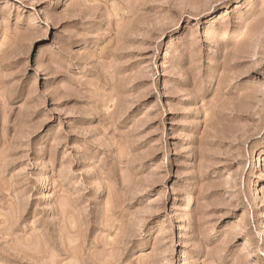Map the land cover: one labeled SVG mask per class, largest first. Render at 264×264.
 <instances>
[{"label":"rangeland","instance_id":"1","mask_svg":"<svg viewBox=\"0 0 264 264\" xmlns=\"http://www.w3.org/2000/svg\"><path fill=\"white\" fill-rule=\"evenodd\" d=\"M0 264H264V0H0Z\"/></svg>","mask_w":264,"mask_h":264},{"label":"bare ground","instance_id":"2","mask_svg":"<svg viewBox=\"0 0 264 264\" xmlns=\"http://www.w3.org/2000/svg\"><path fill=\"white\" fill-rule=\"evenodd\" d=\"M256 195H258V197H259V194H256ZM41 196L44 197V199H45V197L48 196L47 186H43V190L41 192ZM174 202H178V201H176V197L175 196H174ZM181 205H182V209L183 210H187V209L191 208V206L193 205V199H192V196L189 193L185 196L184 201L182 202ZM186 214H185V216H186ZM183 228L184 227H183L182 223H179L178 230H182Z\"/></svg>","mask_w":264,"mask_h":264}]
</instances>
